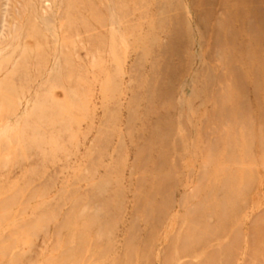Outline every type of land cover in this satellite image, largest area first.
Returning <instances> with one entry per match:
<instances>
[{
	"label": "rangeland",
	"instance_id": "rangeland-1",
	"mask_svg": "<svg viewBox=\"0 0 264 264\" xmlns=\"http://www.w3.org/2000/svg\"><path fill=\"white\" fill-rule=\"evenodd\" d=\"M0 264H264V0H0Z\"/></svg>",
	"mask_w": 264,
	"mask_h": 264
},
{
	"label": "bare ground",
	"instance_id": "bare-ground-1",
	"mask_svg": "<svg viewBox=\"0 0 264 264\" xmlns=\"http://www.w3.org/2000/svg\"><path fill=\"white\" fill-rule=\"evenodd\" d=\"M199 6V5H198ZM205 6V5H204ZM205 8V7H204ZM205 10H206V8H205ZM234 16V15H233ZM253 18V17H252ZM246 19V18H245ZM255 19V18H254ZM262 25H263V23H262ZM241 26V25H240ZM161 180V179H160ZM196 245V244H195ZM195 247V246H194Z\"/></svg>",
	"mask_w": 264,
	"mask_h": 264
}]
</instances>
